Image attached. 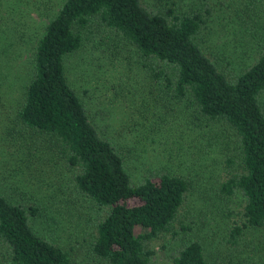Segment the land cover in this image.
Instances as JSON below:
<instances>
[{
	"label": "trees",
	"instance_id": "obj_1",
	"mask_svg": "<svg viewBox=\"0 0 264 264\" xmlns=\"http://www.w3.org/2000/svg\"><path fill=\"white\" fill-rule=\"evenodd\" d=\"M92 37L142 72L125 87L141 105L119 133L182 141L170 148L186 154L179 168L149 166L135 180L130 143L86 108L66 58ZM27 49L22 98L0 108V264H75L62 233L78 243L82 228L104 264H158L167 238V264H228L206 244L212 191L242 198L229 243L264 231V0H0V60L15 64ZM196 119L213 125L199 130L200 152L226 144L221 166L196 156Z\"/></svg>",
	"mask_w": 264,
	"mask_h": 264
},
{
	"label": "rangeland",
	"instance_id": "obj_2",
	"mask_svg": "<svg viewBox=\"0 0 264 264\" xmlns=\"http://www.w3.org/2000/svg\"><path fill=\"white\" fill-rule=\"evenodd\" d=\"M34 16L36 15L34 14ZM249 26L253 27V23L249 22L245 25L246 28ZM247 37H250V34ZM243 38L244 36L240 34L239 39ZM101 41L99 38L94 39L92 37L82 49L66 58L67 74L81 96L86 108L95 116L96 123L111 130V134L115 140L126 141L131 144H128L133 150L129 170L131 174H134L135 180H139L142 176L141 173L149 166H166L168 164L170 167L172 165L175 168H179L178 164L181 161H185L186 154L184 156V153L178 149L170 152V148L171 144L182 145V141L175 142L164 134L162 136L150 135L143 138L146 134L143 135L141 131L131 133L128 136L119 133L120 130H129L127 125H130V123L127 122L133 116L132 109H135L136 105H141L139 94L134 93L132 95L125 87H128V85L138 86V78L142 77V72L137 67L139 63L130 65V67L124 65L125 59L121 55H118L120 49H113L111 44L106 45ZM105 47L107 51H105ZM29 54L30 51L28 50L21 57H17L15 64H12L10 57L5 58V60H8V65L4 64L3 60H0V108H5L6 111L8 109L10 112L16 108L22 98L23 85L28 81L27 70L23 68V61L28 58ZM5 74H9V76H5L7 78L6 81L2 77ZM2 101H8V103L3 106ZM182 115L180 120H178L181 123V128H183L182 125L187 127L188 120H190L185 118V114L182 113ZM133 122H131L130 128ZM195 122L200 125V128L195 126L196 156L202 157L201 163L211 166V168L221 166L218 161L220 160L219 152L228 149L226 144L217 148L216 144L209 147L206 146L200 152L199 149L203 143H208L204 136H200V131L209 132L213 128V125H211L212 122L206 119L200 120V122L196 119ZM215 126L223 129L220 123H217ZM187 135L190 139H193L194 135ZM220 173L222 174V170L218 172V175ZM215 185L216 183L213 184V186ZM205 192L204 186H202L201 190L195 192L193 202L195 203V207L200 204V194ZM214 193L212 191L210 195L205 196L206 198H202L207 200V204L210 205V207L205 206L204 211V215L208 217L209 226H211L208 231V234L211 235H208L206 239L210 254L212 253L215 257L223 260L231 256L233 262L228 261V264H264V231H248L235 245L228 241L232 227L235 222L240 221L242 198L233 197L224 201V198H219ZM208 197H211L210 200H208ZM190 211H193V209L191 208ZM187 215L192 218L191 214ZM196 216L199 215L197 214ZM197 221L198 224H201L199 220ZM77 223V221L73 223V230ZM83 230L84 228L80 229L79 234L74 236L79 241L81 240L78 243H75L74 240L68 241L69 238L66 233H62V238L67 248H70L72 245V256L75 264H104L103 262L94 260L93 256L87 251V243L82 242L85 239L82 240L83 236L87 233L84 232L82 236L81 231ZM86 237L89 238V233ZM158 243L160 244V242ZM165 243L169 247L167 246L163 251H159L158 264L168 263L172 242L167 238ZM253 248L256 250L254 260L257 259V263L251 261L248 256L247 249L250 251Z\"/></svg>",
	"mask_w": 264,
	"mask_h": 264
}]
</instances>
